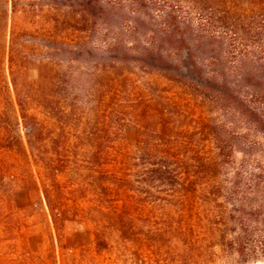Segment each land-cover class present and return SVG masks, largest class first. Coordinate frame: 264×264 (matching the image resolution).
<instances>
[{
    "label": "trees",
    "instance_id": "obj_1",
    "mask_svg": "<svg viewBox=\"0 0 264 264\" xmlns=\"http://www.w3.org/2000/svg\"><path fill=\"white\" fill-rule=\"evenodd\" d=\"M1 1L0 49L4 54L0 58V83L3 81L11 91V100L8 107L0 105V187L7 177L20 179L24 188L41 192L55 224L72 219L68 211L56 205L54 195L59 197L64 191L56 177L51 184L41 185L33 171L23 174L17 166L21 159L31 164L52 158L44 150L38 151L42 148L38 141H46L47 137L31 112L33 103L42 102L43 97L38 94L41 80H33L30 75L38 55L30 37L36 41L41 38L40 43L50 49L58 43L65 45L45 38H53L55 29H61L59 20L65 19L67 52L78 56L73 57L75 60L93 66L84 88H89L87 94H93L100 103L95 114L102 125H96L92 132L78 131L75 142L67 137V168L76 169L82 179L77 188L67 186V193L80 192L83 198H92L103 206L107 191L113 187L131 199L171 200L179 195H197L212 178L202 193L206 208L199 213L197 223L184 224L193 234L197 225L200 232L205 229V234L218 236L230 222L245 226V217L257 214L254 206L264 177V167L257 157L260 148L253 145L241 149L245 158L237 165L236 130L211 123L205 115L192 119L189 113L191 100L202 99V108L221 104L231 112L229 127L244 122L248 135H264V0ZM124 3L139 15L149 14L148 4L153 3L164 11L163 20L156 26L130 19V24L124 26ZM178 12L188 17L196 15L198 27L193 28L191 22L181 23ZM47 65L42 64L41 70ZM139 71L151 77L153 85L163 80L179 86L185 98L182 102L165 98L163 90L158 92L151 84L141 91L144 131L133 156L134 168L118 175L106 168L112 161L113 147L108 128L112 116L105 108L106 98H118L123 85L135 81ZM44 77L41 71V79ZM175 108L187 113L184 117L178 114L185 122L176 130L166 117ZM202 133L211 138L215 156L205 159L197 155V165L184 152L189 139ZM229 169L233 170L232 176L220 179V172L227 174ZM228 203L233 207L229 208ZM205 218L210 225H206ZM195 239L200 241L201 236L195 235ZM96 240L100 244L98 232ZM183 242L188 254L191 241Z\"/></svg>",
    "mask_w": 264,
    "mask_h": 264
},
{
    "label": "rangeland",
    "instance_id": "obj_2",
    "mask_svg": "<svg viewBox=\"0 0 264 264\" xmlns=\"http://www.w3.org/2000/svg\"><path fill=\"white\" fill-rule=\"evenodd\" d=\"M123 7L127 13V19L122 21L124 26L130 24V19L156 26L163 20L164 11H159L153 3L148 4L149 14L146 15L132 12L134 9L128 3ZM177 14L181 23L191 22L193 28L198 27L196 15ZM53 23L57 25L56 21ZM59 23L61 29H55L53 38H45L65 42V45L58 43V47L50 49L40 43L41 38L36 41L30 37L38 53L30 75L33 80H41L38 94L43 97L42 102L37 100L33 103L31 112L42 124L47 137L46 141H38L39 145L42 143L38 151L44 150L52 158L51 161L41 158L31 164L21 159L16 165L23 174L33 171L41 185L51 184L56 177L59 188L64 190L63 195H54L56 205L60 210L68 211L72 219L55 224L39 190L24 188L20 179L7 177L0 187V264H264V177L254 206L257 214L251 218L246 216L245 226L232 221L229 229L212 237L204 233H208L205 229L200 232L197 225H194V234L189 226L184 225L189 221L197 223L199 213L206 208L202 205V193H205L208 183H212V178H208L204 188L198 189L197 195H179L171 200L131 199L126 192L113 187L107 191L103 206L92 198H83L80 192L69 190L67 193V186L74 189L82 183L78 171L67 168V137L75 142L78 131L92 132L96 125L100 128L102 125L95 114L100 103L93 94H87L89 88H84L87 73L93 66L75 60L78 56L67 52V30L64 29L67 20L60 19ZM44 24L47 26L48 21ZM73 38L68 36V39ZM3 54L2 48L0 58ZM231 61L236 62L235 59ZM44 63L48 65L41 70ZM41 71L46 78L41 79ZM149 80L151 77L139 71L135 81L128 80L123 85L118 98H106L105 108L112 116L108 128L113 146L110 149L112 161L106 168L118 175L134 168L133 156L144 129L141 91L149 87ZM157 83L151 86L158 92L163 90L165 98L177 102L185 98L179 86L163 80ZM10 95L11 91L1 81L0 105L8 107ZM190 103L193 104L189 113L192 119L205 115L211 123L218 122L224 129L236 130L238 140L234 159L237 165L245 158L241 149L256 145L260 148L257 157L264 167V135L256 132L248 135L244 122H238L237 127H229L231 112L221 104L202 108L205 103L202 99L191 100ZM174 110L166 117L176 130L183 126L185 120L181 117L187 113L177 112V108ZM184 153L198 165L197 155L205 159L214 158L215 149L211 138L202 133L189 139ZM222 172L219 177L223 180L227 176L230 178L233 170L229 169L227 174ZM228 207L232 208V203H228ZM205 222L210 225L206 218ZM97 232L101 237L100 244L96 240ZM195 235L196 238L200 235L201 240L195 239ZM184 239L191 241L188 254L184 252Z\"/></svg>",
    "mask_w": 264,
    "mask_h": 264
}]
</instances>
